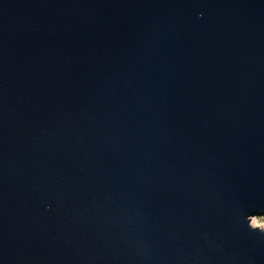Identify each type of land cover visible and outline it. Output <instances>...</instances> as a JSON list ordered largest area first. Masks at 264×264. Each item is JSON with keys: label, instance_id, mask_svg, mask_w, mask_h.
Instances as JSON below:
<instances>
[{"label": "water", "instance_id": "1", "mask_svg": "<svg viewBox=\"0 0 264 264\" xmlns=\"http://www.w3.org/2000/svg\"><path fill=\"white\" fill-rule=\"evenodd\" d=\"M264 0H0V264H264Z\"/></svg>", "mask_w": 264, "mask_h": 264}, {"label": "rangeland", "instance_id": "2", "mask_svg": "<svg viewBox=\"0 0 264 264\" xmlns=\"http://www.w3.org/2000/svg\"><path fill=\"white\" fill-rule=\"evenodd\" d=\"M254 216H256V220H257L255 224L252 223V217ZM254 216L251 217V225L264 228V215H254Z\"/></svg>", "mask_w": 264, "mask_h": 264}, {"label": "bare ground", "instance_id": "3", "mask_svg": "<svg viewBox=\"0 0 264 264\" xmlns=\"http://www.w3.org/2000/svg\"><path fill=\"white\" fill-rule=\"evenodd\" d=\"M256 216L252 217V223L255 224L256 223Z\"/></svg>", "mask_w": 264, "mask_h": 264}]
</instances>
